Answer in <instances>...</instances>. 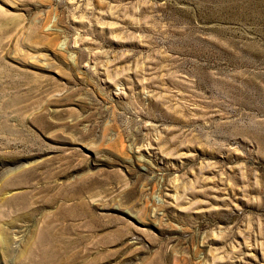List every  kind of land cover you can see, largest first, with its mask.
<instances>
[{
    "label": "rangeland",
    "instance_id": "374dc122",
    "mask_svg": "<svg viewBox=\"0 0 264 264\" xmlns=\"http://www.w3.org/2000/svg\"><path fill=\"white\" fill-rule=\"evenodd\" d=\"M0 264H264V0H0Z\"/></svg>",
    "mask_w": 264,
    "mask_h": 264
}]
</instances>
